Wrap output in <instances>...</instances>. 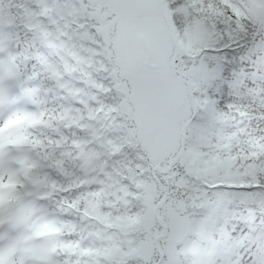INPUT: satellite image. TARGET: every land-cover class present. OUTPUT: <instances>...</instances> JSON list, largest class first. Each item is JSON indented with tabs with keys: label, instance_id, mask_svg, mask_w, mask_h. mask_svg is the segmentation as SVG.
I'll return each mask as SVG.
<instances>
[{
	"label": "snow or ice",
	"instance_id": "snow-or-ice-1",
	"mask_svg": "<svg viewBox=\"0 0 264 264\" xmlns=\"http://www.w3.org/2000/svg\"><path fill=\"white\" fill-rule=\"evenodd\" d=\"M231 4L246 13L243 32L224 0H0V126L22 112H51L57 120L51 141L64 147L70 141L71 151L79 155L84 154L81 142L97 156L110 148L113 167L125 156L147 160L140 145L161 128L179 137L173 156L185 149L211 148L226 132L237 130L225 121L245 100L264 113V17L253 14L264 7V0ZM12 7L24 21L19 27L32 34L35 54L27 58L20 56L19 33L12 31L18 27ZM169 18L180 36L196 22H205L212 46L195 59L167 52ZM30 64L45 68L54 79L55 89L45 93L55 96L60 107L48 108V99H37ZM244 72L246 88L239 83ZM63 100L77 107L63 106ZM65 113L78 118L70 123ZM256 119L264 124V118ZM16 167L5 157L0 180L10 178ZM173 170L184 174L179 160ZM213 187L251 190L257 195L250 198L264 203V181L254 187L223 182ZM258 219L260 224L248 230L250 264H264V215ZM238 230L228 229L227 216L217 223L215 211L206 214L183 240L170 242L159 264H233ZM0 233L6 234L0 240L3 252L14 245L20 229L5 222ZM12 259L19 260V253ZM77 259L52 252L49 264H76ZM240 264L249 262L241 258Z\"/></svg>",
	"mask_w": 264,
	"mask_h": 264
},
{
	"label": "clouds",
	"instance_id": "clouds-1",
	"mask_svg": "<svg viewBox=\"0 0 264 264\" xmlns=\"http://www.w3.org/2000/svg\"><path fill=\"white\" fill-rule=\"evenodd\" d=\"M5 10L7 11V4L5 5ZM11 12L17 17L16 24L17 28L12 29V31L18 32L19 36V54L21 57H29L34 55V49L30 47L32 34L25 32L22 27H19L21 23L24 21L20 19V13L15 8H11ZM23 63V61H22ZM29 72L31 73L30 78H34L33 87L39 89L37 99L49 100V95H46L45 90L55 89L56 83L54 79L49 75L48 71L45 68L40 67L37 64L29 65ZM38 77V78H37ZM70 102V101H69ZM52 107V105H50ZM78 114L76 116H70L67 119H77ZM87 123V121H85ZM79 139L83 140V137H79ZM70 147V145H66L65 148ZM91 152V149H88ZM77 151V150H73ZM111 151L110 148H105L103 153L100 156H97L93 161L91 166H88L85 157V162L80 163L79 167L71 161H69L65 165V175H61L60 172L51 165V160L47 162V166L42 167L39 171L43 173H47L49 182L54 180L56 183L64 188L74 185L78 181H85L87 185L84 188L76 189L71 192H61L59 188L52 189L50 187H45L43 189H36L28 186L27 188H17L16 192L20 196V200L17 202L16 206L28 203H34L38 209H42V211H38L33 218L34 220H40L41 222H48L52 220L58 221H67L72 220L75 216V213H70L65 216L60 211L59 208H64L65 211L68 210V206L64 204V201H75L76 199L84 196L88 192H98L104 191L107 195L104 198H101L98 203H106L107 197L114 195L116 191H118L121 186L125 187L128 191L133 193H138L141 197L144 196V189L137 188L136 184H152L155 182L156 173L152 164L148 160L137 161L135 159H128L127 156L116 160L115 167H113V157L108 155ZM55 158V157H53ZM140 166L144 169L143 172L137 171V166ZM90 168L92 169L90 171ZM179 171V169H177ZM185 174H181L176 177L173 181L176 184V187H173L172 184H168V197L169 201H183L187 206V210L189 214H191V204L192 198L197 197L198 193L201 195V200L203 202L213 201L215 203V198L217 193L228 192V193H241L246 191L245 189H225V188H216L211 185H216L222 182V177H202L199 180H193L191 177H187L184 179ZM92 181H99V183H92ZM5 182H7V178H5ZM33 192V196H27L26 192ZM39 192H52V198L48 200H38L36 198V194ZM206 194V199H205ZM94 198H89L88 203H91V200ZM128 205H124L121 203L118 208L109 209L107 207H101L100 211L103 213H115L116 215H126L132 214L136 215L139 213H144L146 211V205L143 199H132L128 198ZM87 206L84 202H81V207ZM231 208L236 209L239 207L238 204H231ZM247 207H253L257 213H264V210L261 209L259 204H250L245 205ZM215 211V216L217 220H222L225 217L223 211H218L213 207H209L206 211L196 212V217L201 218L206 214ZM264 215V214H262Z\"/></svg>",
	"mask_w": 264,
	"mask_h": 264
},
{
	"label": "trees",
	"instance_id": "trees-1",
	"mask_svg": "<svg viewBox=\"0 0 264 264\" xmlns=\"http://www.w3.org/2000/svg\"><path fill=\"white\" fill-rule=\"evenodd\" d=\"M224 3L232 8L236 15V28L243 32L244 26L241 21L247 18L246 13L241 12L238 8L232 5L231 0H224ZM201 27H204L207 33L203 37V40L196 44L194 43V37H191V35ZM211 35L212 34L205 22L198 21L189 26L183 34L184 37L182 36L192 44L191 49H189V52L191 53L186 56L189 59H195L203 49L211 47ZM246 76L247 72L242 73L239 82L244 88L247 87L245 80ZM193 91H198V89L194 88ZM231 98L232 97L230 96V99ZM55 100L56 97L50 94L48 100L49 104H57L54 103ZM63 103L69 104V101L63 100L62 104ZM256 118H264V113L261 112V106H258L254 101L245 100L239 108L228 116L227 121H225V124L228 127L235 125L237 130L226 132L211 148L207 147L204 155L201 157L202 160L201 158L196 159L198 171L196 174L194 173V176L188 173L187 177H191L193 180H199L202 177L207 176L222 177L223 183L236 188L254 187L264 181V159H262L264 158V150L260 149L259 143L257 142L260 141V144L264 148V124L258 123ZM81 127H83L82 124ZM252 133H254V135ZM206 161H212L214 164L212 172L207 174L204 173V163ZM218 161L219 163H217ZM217 165L218 167L214 168ZM137 171L142 172L144 169L138 165ZM187 177H184V179L186 180ZM211 186L213 187L215 184ZM255 195L257 194L251 190H246L241 193H217L214 204L213 201L203 202L200 193H198L197 197L192 199L191 209L193 210L191 214L197 221L201 219L196 217L197 210H203L199 209L200 206H198V208H193L194 203L200 205L204 204L205 211L209 207H213L218 211H223L225 216H227L228 229H239L235 238L237 254L233 259V264H240L241 258L248 261V247H250L247 242L248 230L252 229L254 224L256 226L258 223L259 225L260 221L258 217L264 214L257 213L253 207H244L245 205L259 204L261 209L264 210V203H260L250 198ZM234 203L238 204L239 207L236 209L231 208L230 205ZM184 208H187V206L185 205ZM163 212L165 215L167 214L165 208L163 209ZM165 218H167V216ZM217 223H220V220H217ZM257 232L259 233L258 227ZM216 235L217 238H219L218 231L216 232ZM244 241L245 247H241L239 244Z\"/></svg>",
	"mask_w": 264,
	"mask_h": 264
},
{
	"label": "rangeland",
	"instance_id": "rangeland-1",
	"mask_svg": "<svg viewBox=\"0 0 264 264\" xmlns=\"http://www.w3.org/2000/svg\"><path fill=\"white\" fill-rule=\"evenodd\" d=\"M255 12H258L260 15H262L263 17H264V7H258L256 10H255ZM206 29L204 28V27H201L200 29H197L195 32H193L192 33V35H191V37H194V43H198V42H201V40H203V37L206 35ZM177 37L179 38L180 37V35H178L177 34ZM183 43V42H182ZM184 45V44H183ZM186 46H188V48H186L185 46V48L186 49H191V47H192V44L191 43H188V44H186ZM168 47L170 48V45H168ZM164 129L165 128H161L160 129V131L165 135H163V134H161V137L159 138V140H161L162 141V139H164L165 140V138L167 139V141L165 142V144H171V139H172V137H173V135H172V133H174V134H176L175 133V131H170V130H167V131H165V132H163L164 131ZM168 132V133H167ZM160 136V134H158L157 133V135H156V137L155 138H157V137H159ZM196 159H198L199 157H195ZM190 163H192V162H190ZM217 163H219V161L217 162ZM193 164V163H192ZM213 162L212 161H206L205 163H204V173L205 174H207V173H211L212 172V168H213ZM188 166H190L191 167V170H192V165H188ZM218 167V165L216 166V167H214V168H217ZM210 175V174H209ZM186 228V227H185ZM184 227H182L180 230H179V232H181L182 230V233L184 232V229H185ZM186 230H187V228H186ZM189 233V232H188ZM187 233V234H188ZM177 234H179V233H177ZM177 234L175 233V235L174 236H177ZM185 234V233H184ZM186 234V235H187Z\"/></svg>",
	"mask_w": 264,
	"mask_h": 264
}]
</instances>
